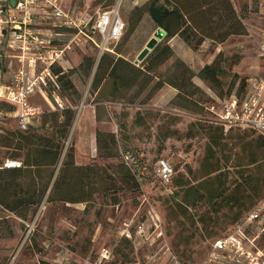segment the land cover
I'll use <instances>...</instances> for the list:
<instances>
[{
	"label": "rangeland",
	"instance_id": "374dc122",
	"mask_svg": "<svg viewBox=\"0 0 264 264\" xmlns=\"http://www.w3.org/2000/svg\"><path fill=\"white\" fill-rule=\"evenodd\" d=\"M58 1L63 10L118 9L125 28L115 53L100 58L91 46H76L60 61L73 67L63 86L74 112L66 133L64 116L50 111L52 100L38 98L45 112L25 133L52 136L62 152L55 165L48 156L31 172L0 170V264H166L165 248L190 264L203 263L211 242L264 198V147L257 136L237 127L221 132L206 109L211 97L234 90L241 97L242 82L264 72L255 43L264 35V0H231L249 36L203 39L193 49L198 34L188 46L194 53L189 62L173 53L150 73L145 69L153 49L136 62L158 28L146 13L149 0ZM137 11L142 22L135 32ZM118 58L125 62L109 75ZM215 60L223 71L219 82L201 80L200 69ZM1 128L0 167L8 158L24 162L25 150L15 146L16 125L5 121ZM160 158L174 169L168 184L151 177ZM132 159L147 164L145 179ZM125 223L131 239L123 235ZM139 223L148 241L136 236Z\"/></svg>",
	"mask_w": 264,
	"mask_h": 264
},
{
	"label": "built area",
	"instance_id": "2783aa9c",
	"mask_svg": "<svg viewBox=\"0 0 264 264\" xmlns=\"http://www.w3.org/2000/svg\"><path fill=\"white\" fill-rule=\"evenodd\" d=\"M14 1L12 6L10 0H0V133L6 118L26 130L33 119L43 115L45 108L38 98L51 99L54 108L49 109L62 111L66 100L60 94L59 75L53 68L66 70L59 63L76 46H91L100 55L114 53L125 28L118 9L88 13L71 7L63 10L58 0ZM255 40L264 67V35ZM206 109L215 125L247 128L264 135V72L246 79L241 97L234 90L224 100L212 99ZM132 161L138 176L145 179L147 164L142 159ZM4 166L19 167L20 162L7 160ZM173 174L166 159H157L153 164L151 177L161 183H170ZM153 225L158 227L156 222ZM129 226L125 223L123 235L131 239ZM135 227L136 236L148 241L145 225ZM156 229L154 234L160 237ZM161 253L166 264H181L169 248ZM201 264H264V198L228 234L213 241Z\"/></svg>",
	"mask_w": 264,
	"mask_h": 264
},
{
	"label": "trees",
	"instance_id": "16d2710c",
	"mask_svg": "<svg viewBox=\"0 0 264 264\" xmlns=\"http://www.w3.org/2000/svg\"><path fill=\"white\" fill-rule=\"evenodd\" d=\"M149 1L151 3L149 4L146 13L151 19V21L158 28L163 30L165 34L163 40L165 43L164 44L157 43L156 46L153 48L152 53L147 57L149 58V60H147L149 65L145 69V71L148 73L154 71L158 66L163 64L164 61H166L168 58H170L173 55L172 49L169 47L168 44H166V42L170 38L176 35H178L186 45L191 46L193 40H195L196 35L200 34L201 38L195 41V45L192 46L193 49H197L198 46L203 41V39H208L213 43L215 42L219 43L225 41L229 36L233 34L241 35L244 33V35H247V29L245 26L246 18L237 13L231 0H149ZM223 12L225 13L224 15ZM141 15L142 13L137 11L135 17V26H137V24L141 21V17H142ZM227 21H229L228 22L229 25L227 26L225 31L220 35H215L214 30L218 29V25L222 24L223 22L226 25ZM106 54H109V52L103 53L100 58H102ZM178 61L183 63V61L181 60ZM101 62L104 63V61H100V63ZM119 62H125V61H123V59L118 58L116 59V61L109 64L107 68L109 75L114 72ZM100 63L98 65V68L100 66ZM53 70L56 74L59 75L58 80L61 86L60 94L62 98L66 100V107L62 111H57V110H52V111L50 110V111L60 113L61 116L62 115L64 116L65 120L63 121L64 123L62 126L64 127L66 133V130L72 123L74 112L71 109L70 103L67 104L68 102L67 98L63 96V86L65 84L69 85V82L66 80V76L70 73V70H73V68H67L66 70H64L61 67L57 66L54 67ZM222 73L223 71L221 67L218 66L217 61L215 60L211 64L202 67L198 73V76L203 81L217 83L219 82L218 80L219 77L222 75ZM159 82H160L159 84L163 83L161 81ZM245 84H246V79L242 82L241 88L243 87L244 89ZM96 87H98V84H96ZM230 92L231 91H229L224 96L219 95L218 99L224 100L228 98V96L232 93ZM211 98L215 99L214 97ZM5 121L13 122L16 125L17 142L15 146L16 148L25 150V156H24V162L18 161L17 159L8 158V160H15L20 162L19 167L7 168L4 166L5 163L4 162L3 166L0 167V170H4L6 172H16L24 169L27 172H31V169L38 167L39 165H45L44 160L48 156L51 157L50 164L51 165L56 164L58 158L61 155L62 149L60 147L58 148V145L53 143L52 136L50 137V136L39 135L34 133H25L27 132L29 126L27 127L26 130H20L12 118H6L3 121V124ZM55 121L57 122L56 119ZM215 126L218 127L219 130L224 133L234 129V128H226L223 125H215ZM235 129H239L243 132H248L256 135L258 146L264 147V135L256 133L255 131L247 128H235ZM13 139L15 138L12 137L8 139L7 144L12 145ZM53 144L55 145L53 146ZM251 163H254V161ZM213 204L216 207H219L220 205H222V200H218V198L216 197L214 199ZM253 205L249 209H247L241 217L234 218L235 221L234 224L231 225L229 230L224 235L228 234L231 231L233 226L243 218V216L253 207ZM209 218H210L209 221H211L212 218L211 217ZM216 239L217 238H215L214 240ZM213 241L211 242V244L213 243ZM177 257L181 262V264H190L186 262L184 259H182V257L178 255ZM41 264H51V263L42 261Z\"/></svg>",
	"mask_w": 264,
	"mask_h": 264
},
{
	"label": "crops",
	"instance_id": "0c3cea01",
	"mask_svg": "<svg viewBox=\"0 0 264 264\" xmlns=\"http://www.w3.org/2000/svg\"><path fill=\"white\" fill-rule=\"evenodd\" d=\"M83 11H87V10H83ZM148 18H149V16H148ZM141 22L142 21H140V23L138 24L135 32H137L139 26L141 25ZM168 44L170 45V47H171L174 55L176 56V58H178L179 60H181L185 63V62H189L190 59H192V54H194V53L192 52V50H190L188 48V45H186L184 43V41L178 35L170 38L168 40ZM70 68H73V67H70ZM8 74L9 73H6V75H8Z\"/></svg>",
	"mask_w": 264,
	"mask_h": 264
},
{
	"label": "water",
	"instance_id": "95a60500",
	"mask_svg": "<svg viewBox=\"0 0 264 264\" xmlns=\"http://www.w3.org/2000/svg\"><path fill=\"white\" fill-rule=\"evenodd\" d=\"M12 6H14L15 1L10 0ZM165 34L162 29L157 28L156 31L153 33V36L147 41L145 47L142 51L138 54L136 58V62L143 61V59L148 55L149 51L152 50L156 44L164 38Z\"/></svg>",
	"mask_w": 264,
	"mask_h": 264
}]
</instances>
